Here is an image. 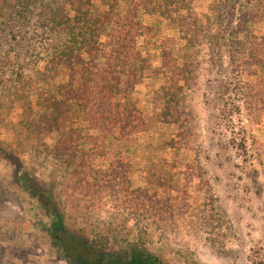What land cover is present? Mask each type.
Segmentation results:
<instances>
[{"label": "rangeland", "instance_id": "1", "mask_svg": "<svg viewBox=\"0 0 264 264\" xmlns=\"http://www.w3.org/2000/svg\"><path fill=\"white\" fill-rule=\"evenodd\" d=\"M51 1L72 58L50 1L0 0V264H264V0Z\"/></svg>", "mask_w": 264, "mask_h": 264}, {"label": "trees", "instance_id": "2", "mask_svg": "<svg viewBox=\"0 0 264 264\" xmlns=\"http://www.w3.org/2000/svg\"><path fill=\"white\" fill-rule=\"evenodd\" d=\"M50 2L47 3V7L49 9L45 10V16L44 19L48 21V23H53L51 25L53 26H58L59 28V38H61L63 41L61 42L60 46H58V48L56 49V51L59 50V48L63 45V43H65V46H63V50L59 51V53H57V57L58 58H72L75 54L77 55L79 50H77L80 47H83L82 45V41L84 39H86L87 35H90L86 30L84 29H77V27L75 25L69 26L68 23H63V20H68L67 17V12L65 11L64 8L62 7H58V6H53L51 3V0H48ZM86 1V4H84V6L81 8L80 12H79V16L82 15V17L84 19H91V12H92V6L90 5V1L91 0H84ZM113 1V2H112ZM119 0H111V2L113 3V5L116 7L118 5ZM127 4V7L129 8V10L133 11L134 10V0H124ZM169 1L171 2V0H165L164 2V7H168L169 6ZM5 2V1H4ZM6 2L9 4L10 0H6ZM264 4V1H263ZM264 8V5H263ZM100 9V8H99ZM98 9V10H99ZM110 13V11L108 12V14ZM133 15H135V13H133ZM108 15L105 14V18ZM109 23V22H107ZM93 31H95L97 26H93ZM76 48V51H75ZM115 56V53H112L109 55V59L111 60L113 59ZM112 62V60H111ZM132 77V74H131ZM121 81H117L115 82V87L118 88V86L121 85ZM22 177V176H21ZM23 181H28V186L27 188H34L35 186V182L33 180H27L25 177H22ZM29 188V189H30ZM32 195H38L39 197V201L41 202V204L43 205V207L45 208L46 214L49 216V218L51 219L52 222V229L53 232L54 230H60V232L58 233V240L56 241L58 244H60L61 246H63L65 248L66 244H70L71 242H73L74 238L71 237V235L69 234L67 228H64V221H63V214L60 212V210L58 209V207H56L55 203L52 201V199H49L47 197V195L40 191V190H32ZM69 242V243H68ZM92 249V248H91ZM94 251H97L95 249H92ZM99 251H97L96 253H98ZM114 256L116 258H118L122 263H139V264H162L161 260L158 257H154L153 255H149L146 256L143 253L139 252V250L134 249L132 251H128V252H115ZM68 257V256H67Z\"/></svg>", "mask_w": 264, "mask_h": 264}]
</instances>
